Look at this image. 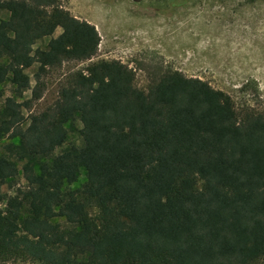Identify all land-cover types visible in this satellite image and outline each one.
<instances>
[{"label": "trees", "instance_id": "trees-1", "mask_svg": "<svg viewBox=\"0 0 264 264\" xmlns=\"http://www.w3.org/2000/svg\"><path fill=\"white\" fill-rule=\"evenodd\" d=\"M0 10L10 14L0 21V85L11 86L10 96L0 91V145L9 141L0 152V264L264 260V110L237 108L176 70L143 89L133 68L99 60L27 120L48 70L94 59L101 38L57 0H0ZM77 121L80 144H69ZM82 170L86 182L66 189ZM20 176L26 186L3 193Z\"/></svg>", "mask_w": 264, "mask_h": 264}, {"label": "rangeland", "instance_id": "rangeland-1", "mask_svg": "<svg viewBox=\"0 0 264 264\" xmlns=\"http://www.w3.org/2000/svg\"><path fill=\"white\" fill-rule=\"evenodd\" d=\"M57 2L76 18L96 26L101 38L99 51L90 61H70L49 69L42 98L30 111H24L27 120L31 114L44 111L76 71L99 60H118L133 68L137 84L143 89L166 71L176 70L224 91L237 108L252 106L264 110V0H188L176 7L166 0ZM9 17L7 11L0 10V21ZM61 33L58 29L54 37ZM49 41L46 38L35 48L46 47ZM37 68L35 65L27 70L33 87ZM0 91L10 96V84L0 85ZM31 96L27 92L24 100ZM81 129L77 121L70 130L69 144H80ZM6 142L9 141L0 145V152ZM85 182L82 170L78 181L66 189L75 190ZM25 186L20 176L6 184L3 193L12 194ZM259 264H264V260Z\"/></svg>", "mask_w": 264, "mask_h": 264}, {"label": "flooded vegetation", "instance_id": "flooded-vegetation-1", "mask_svg": "<svg viewBox=\"0 0 264 264\" xmlns=\"http://www.w3.org/2000/svg\"><path fill=\"white\" fill-rule=\"evenodd\" d=\"M133 1L137 2V3H141L143 0H133ZM166 1L169 2V4L172 7H176V6L183 5V4L187 3L188 0H166Z\"/></svg>", "mask_w": 264, "mask_h": 264}, {"label": "built area", "instance_id": "built-area-1", "mask_svg": "<svg viewBox=\"0 0 264 264\" xmlns=\"http://www.w3.org/2000/svg\"><path fill=\"white\" fill-rule=\"evenodd\" d=\"M58 98H59V93H58L56 99H55V100H52V102L54 103ZM52 102H49L47 105L51 106V105L53 104ZM49 106H48V107H49ZM48 107H47V108H48Z\"/></svg>", "mask_w": 264, "mask_h": 264}]
</instances>
